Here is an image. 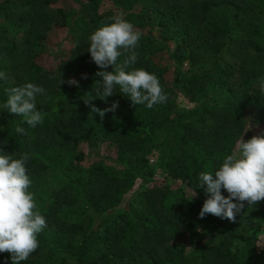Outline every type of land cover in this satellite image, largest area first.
Instances as JSON below:
<instances>
[{
  "label": "trees",
  "instance_id": "1",
  "mask_svg": "<svg viewBox=\"0 0 264 264\" xmlns=\"http://www.w3.org/2000/svg\"><path fill=\"white\" fill-rule=\"evenodd\" d=\"M113 2L120 14L102 7V0H0V72L7 77L0 79V105L12 87L33 83L45 89L35 101L44 120L35 128L0 108V148L14 158L29 154V190L46 218L37 236L39 247L20 264H252L255 257L264 261V242H259L264 200L245 202L217 243L208 239L218 225L224 226L220 218L198 216L208 195L199 187L200 173L218 170L223 158L236 150L237 141L250 139L253 127L264 120V88L250 84L264 74V0ZM219 5L232 6L233 16L211 19ZM117 15L142 33L137 62L126 71L143 68L154 73L168 99L153 108L133 105L116 86L106 101L90 102L99 109L119 102L114 112L101 118L84 103L90 94L95 97L100 81L95 73L101 70L88 52L89 37ZM24 26L25 50L18 57L19 42L6 34ZM57 29H64L71 41L68 55L49 49L48 38ZM235 29L254 53L236 64L221 63L228 49L225 42ZM169 40L175 44L173 52ZM197 48L210 49L211 55L201 57ZM160 54L174 66L160 61ZM42 55L51 56L57 65L41 62ZM125 58L122 53L117 63ZM184 61L189 68L182 73ZM69 78L79 87L60 83ZM180 94L193 106L180 107ZM17 127L25 134L17 133ZM105 144L114 157L86 161L93 149ZM153 150L164 173L159 180L151 179L154 172L148 165ZM170 178L186 181L198 196L191 199L181 188L171 187L166 182ZM139 179L146 185L126 200ZM221 193L228 195L224 189ZM0 264H11L9 253H0Z\"/></svg>",
  "mask_w": 264,
  "mask_h": 264
},
{
  "label": "clouds",
  "instance_id": "2",
  "mask_svg": "<svg viewBox=\"0 0 264 264\" xmlns=\"http://www.w3.org/2000/svg\"><path fill=\"white\" fill-rule=\"evenodd\" d=\"M109 19L111 23L101 24L89 37L88 52L91 60L101 69L95 73L100 77L94 91L95 97L90 94V98L84 100L90 106V112L101 118L107 112H114L118 108V101L104 109L90 102L94 98L106 101L115 93L116 86L133 105L144 104L147 108H153L166 103L168 96L154 73L143 68L126 71L137 62L136 48L142 33L122 15ZM122 53L126 54V58L122 64H118ZM110 65L112 71L104 70ZM6 78L5 73L0 72V79ZM60 83L79 87L78 81L73 78L60 80ZM7 92V100L0 108L22 117V122L31 128L43 123L44 114L35 103L37 95L45 92L43 87L25 83L7 89ZM16 132L25 134V129L17 127ZM29 158L28 153L14 158L0 148V253H9L11 264H20L37 250V236L46 227V218L37 210L34 193L29 190L31 179L26 167ZM199 181V187L208 194L198 213L199 218L211 214L234 222L245 202L254 205L264 200V136L253 135L247 141L240 138L236 150L223 158L219 169L201 172ZM221 189L226 190L227 197L222 195ZM195 195L194 192L192 197Z\"/></svg>",
  "mask_w": 264,
  "mask_h": 264
},
{
  "label": "rangeland",
  "instance_id": "3",
  "mask_svg": "<svg viewBox=\"0 0 264 264\" xmlns=\"http://www.w3.org/2000/svg\"><path fill=\"white\" fill-rule=\"evenodd\" d=\"M143 2H145L146 0H142ZM190 1V3L192 2V0H186V4H188V2ZM67 0H60V4H66ZM102 7L104 8H111L113 10H115L118 14H120V10L117 8V6L115 5V3L113 2V0H102ZM137 5H135V8ZM118 11H117V10ZM235 9L230 6V5H219L217 8H215L212 12H211V19H217V20H223L225 19H229L230 17L233 16ZM26 29L27 26H24L21 28L20 32H15V31H9L6 34V38H9L11 40H15L17 42H19V48H18V57L20 56V53L23 52L25 50V47L23 44V37L26 33ZM153 33L158 36L159 35V30L157 28H155L153 30ZM240 33L238 31H236V29L232 32L230 38H228L229 40L225 42V45H228V49L224 52H222L221 54V58L218 61L221 63H231V64H236V62H240L244 59H246L247 57L251 56L250 53H254L251 49L248 48V46L243 43L242 41H240L239 39ZM48 46L49 49L52 51H58L59 55H68V49L71 47V41L66 40V31L64 29H57L56 31H53L50 34V37L48 38ZM168 48L170 50V52H173L174 50V42L173 40H169L167 42ZM195 52L197 54H199L201 57H208L209 55H211V50L210 49H204V48H197L195 49ZM160 57V61H164V62H171L169 61V59H167V55L166 54H160L158 55ZM51 56L49 55H42V57H40L41 62H44L45 64L50 62L49 67H55L58 63V61L53 60L50 58ZM9 61V60H7ZM171 64L174 66V64L171 62ZM189 68V63L187 61H184L182 66H181V71L182 73H184L185 71H187ZM206 68L209 69L210 65H206ZM173 68L170 65V71H172ZM171 73L169 75V77H171ZM250 84L255 86V87H261L264 88V74L258 76L257 78H255L254 80L250 81ZM177 103L180 107H184V108H190L193 106L192 103H190L182 94H180L177 98ZM253 132L255 135H262L264 134V120H262L259 124H256L253 127ZM84 151H86V147H83ZM88 151V150H87ZM86 151V152H87ZM114 151L112 149V147L107 146L106 144L101 146L100 149L96 148L93 149L92 154H90L89 156H87L86 161L87 162H92L96 159H98L100 156H105L108 158H112ZM148 165L149 167L153 170V177L151 179H162L164 177V173L162 172V168H161V164H160V160H159V156L157 151L153 150L152 152H150L148 154ZM49 173H51L49 171ZM52 176V174L50 176H48V179H50V177ZM166 182L169 183V185L173 188H181L185 194L193 199L196 198L198 195L197 193L194 191V189L186 182L180 179H168ZM147 181H142L141 179H139L136 184L135 187L132 191H130L127 196H126V200L131 198V195L133 193V191H135L137 188H141L144 187L146 185ZM196 193V195L194 197H192L193 193ZM125 200V201H126ZM220 221L223 223L224 226H220L218 225L217 228V232L208 239V241L210 243H217L220 238H221V234L223 233L225 226H229L232 225L233 222H230L229 220L225 219H221ZM260 244L264 242V228H262V231L260 233V240H259ZM252 264H264V261L261 260L259 257H255L253 259Z\"/></svg>",
  "mask_w": 264,
  "mask_h": 264
}]
</instances>
